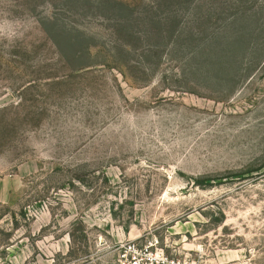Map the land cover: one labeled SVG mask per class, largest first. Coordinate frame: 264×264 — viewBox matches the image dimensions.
Wrapping results in <instances>:
<instances>
[{
    "label": "rangeland",
    "instance_id": "rangeland-1",
    "mask_svg": "<svg viewBox=\"0 0 264 264\" xmlns=\"http://www.w3.org/2000/svg\"><path fill=\"white\" fill-rule=\"evenodd\" d=\"M0 264H264V0H0Z\"/></svg>",
    "mask_w": 264,
    "mask_h": 264
},
{
    "label": "built area",
    "instance_id": "built-area-1",
    "mask_svg": "<svg viewBox=\"0 0 264 264\" xmlns=\"http://www.w3.org/2000/svg\"><path fill=\"white\" fill-rule=\"evenodd\" d=\"M123 252L122 264H174L165 257L154 245L140 246L130 242L121 246Z\"/></svg>",
    "mask_w": 264,
    "mask_h": 264
},
{
    "label": "crops",
    "instance_id": "crops-1",
    "mask_svg": "<svg viewBox=\"0 0 264 264\" xmlns=\"http://www.w3.org/2000/svg\"><path fill=\"white\" fill-rule=\"evenodd\" d=\"M2 185H1V183H0V187H1Z\"/></svg>",
    "mask_w": 264,
    "mask_h": 264
}]
</instances>
